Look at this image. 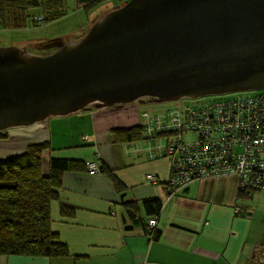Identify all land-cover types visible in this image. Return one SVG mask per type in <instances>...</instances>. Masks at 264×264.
I'll return each instance as SVG.
<instances>
[{
  "label": "crops",
  "instance_id": "0c3cea01",
  "mask_svg": "<svg viewBox=\"0 0 264 264\" xmlns=\"http://www.w3.org/2000/svg\"><path fill=\"white\" fill-rule=\"evenodd\" d=\"M133 103L91 104L3 131L7 137H0V160L47 141L45 173L51 157L94 161L99 171L91 174L87 166L65 171L60 198L52 203V227L69 255H0V264H241L255 257L264 242L262 237L257 242L251 238L250 216L245 213L248 198L239 193L238 177L213 175L173 186L172 159L160 150L162 145L151 146L145 132L142 137H120L119 130L138 124ZM102 167L114 172L124 186L121 192ZM150 173L156 181L147 180ZM151 198L162 202L157 238L148 225L155 214L144 206ZM134 202L138 212L132 217L124 205ZM61 203L76 207L73 217L61 215Z\"/></svg>",
  "mask_w": 264,
  "mask_h": 264
},
{
  "label": "water",
  "instance_id": "95a60500",
  "mask_svg": "<svg viewBox=\"0 0 264 264\" xmlns=\"http://www.w3.org/2000/svg\"><path fill=\"white\" fill-rule=\"evenodd\" d=\"M47 46L0 47V132L91 104L264 89V0H128Z\"/></svg>",
  "mask_w": 264,
  "mask_h": 264
},
{
  "label": "trees",
  "instance_id": "16d2710c",
  "mask_svg": "<svg viewBox=\"0 0 264 264\" xmlns=\"http://www.w3.org/2000/svg\"><path fill=\"white\" fill-rule=\"evenodd\" d=\"M108 1L111 0H78V3L89 12ZM113 1L118 6L125 4L128 0ZM32 7H40L42 11L37 16H33L34 25L50 22L56 19L61 11H64L62 0H0V28L9 30L26 28L28 19L32 17L29 14ZM40 16L42 20H38ZM52 49L57 48L53 47ZM232 98L220 99L227 101ZM216 100L203 102V104H210ZM196 105L198 103L192 106ZM186 112L184 113L188 114ZM244 112H247L246 108H244ZM118 132H120V137L127 139L143 136L140 125ZM227 134L224 131L213 130L210 140L213 143L219 137L227 138L229 136ZM0 137H7V135L0 132ZM49 146L47 141L30 144L23 153L0 160V255L50 258L69 255L67 245L60 240L59 235L52 227L51 208L52 203L60 198L59 189L62 187L64 172L84 170L87 164L81 160L51 157L49 171L45 173L43 151ZM102 171L112 181L115 188L121 192L124 186L114 175V172L111 169H105V167H102ZM257 192L253 190L250 193H242L239 190L240 195L247 198L253 197ZM124 206L130 216L134 217L138 205L134 202ZM144 206L149 214H159L162 202L158 198L146 199ZM75 210L76 207L72 205L66 203L60 205V213L64 217H73ZM153 232L157 238L159 232L155 229ZM262 241H264L263 238Z\"/></svg>",
  "mask_w": 264,
  "mask_h": 264
},
{
  "label": "built area",
  "instance_id": "2783aa9c",
  "mask_svg": "<svg viewBox=\"0 0 264 264\" xmlns=\"http://www.w3.org/2000/svg\"><path fill=\"white\" fill-rule=\"evenodd\" d=\"M143 118L147 142L162 145L160 150L172 159L169 180L173 186L222 174L236 175L242 193L264 192V95L217 99L210 104L198 102L161 114L144 113ZM213 130L229 136L212 143ZM187 134H195L196 139H185ZM87 167L91 174L99 171L94 161H88ZM147 180L154 182L156 177L150 173ZM148 225L152 236L158 225L157 214L148 219Z\"/></svg>",
  "mask_w": 264,
  "mask_h": 264
},
{
  "label": "rangeland",
  "instance_id": "374dc122",
  "mask_svg": "<svg viewBox=\"0 0 264 264\" xmlns=\"http://www.w3.org/2000/svg\"><path fill=\"white\" fill-rule=\"evenodd\" d=\"M62 2V8H64V11H61V14L59 16L57 15L56 19L50 22H41L38 25H34L32 22L33 16H37L42 11L40 7H32L29 10V14L32 17L28 19V26L26 28L16 30L0 28V47L17 46L24 48L33 54L50 53L54 51V49H52L53 47L47 46L48 42L59 38L63 39L65 43L80 39L87 33V31L97 19L105 15L107 12L113 10L116 6L115 1L111 0L98 5L96 8L88 12L81 4L78 3V0H62ZM257 94H264V89H252L212 95L210 94L194 98L182 97L179 99L166 101H156L154 98L145 97L141 100H135L134 103H131L138 107L137 125H140L143 130L144 113L161 114L173 107L194 105L198 102H207L220 98H237L240 96ZM185 139L195 140L196 135L187 134ZM6 158L8 157H5L4 159ZM245 204L247 205V211L245 213L250 216L249 220L252 228L251 238H254L257 242L261 237L264 239V192L255 193L253 197L246 200ZM262 252H264V244H259L255 253L258 255ZM259 257L263 258L264 255H260ZM250 261H252L251 257H246L244 260H242V263L248 264Z\"/></svg>",
  "mask_w": 264,
  "mask_h": 264
},
{
  "label": "flooded vegetation",
  "instance_id": "af4514ba",
  "mask_svg": "<svg viewBox=\"0 0 264 264\" xmlns=\"http://www.w3.org/2000/svg\"><path fill=\"white\" fill-rule=\"evenodd\" d=\"M260 255H264V252H262V253H259L258 255L257 254H255V257H253V259H252V263H250V264H264V257L262 258H260L259 256Z\"/></svg>",
  "mask_w": 264,
  "mask_h": 264
}]
</instances>
